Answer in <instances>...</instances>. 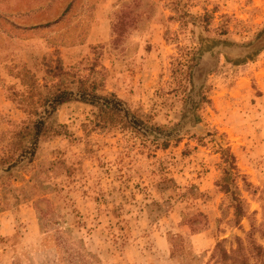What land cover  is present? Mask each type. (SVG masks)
Masks as SVG:
<instances>
[{
    "label": "rangeland",
    "instance_id": "1",
    "mask_svg": "<svg viewBox=\"0 0 264 264\" xmlns=\"http://www.w3.org/2000/svg\"><path fill=\"white\" fill-rule=\"evenodd\" d=\"M204 12L208 32L184 17ZM175 59L191 83L171 77ZM59 78L114 94L163 129L152 134L168 147L143 127L145 138L121 132L78 96L44 113L40 100ZM260 78L264 0H0V149L32 108L48 123L31 161L0 170V264H178L176 236L202 263L217 242L234 249L251 223L264 224ZM227 153L249 211L240 228L216 186Z\"/></svg>",
    "mask_w": 264,
    "mask_h": 264
},
{
    "label": "trees",
    "instance_id": "2",
    "mask_svg": "<svg viewBox=\"0 0 264 264\" xmlns=\"http://www.w3.org/2000/svg\"><path fill=\"white\" fill-rule=\"evenodd\" d=\"M188 18V23L202 26L205 32L209 31L212 15L209 12H204L201 16H194L190 14L184 15ZM226 31H219L218 36H224ZM187 51V50H186ZM188 52V51H187ZM194 53L193 55H195ZM194 58V57H193ZM177 60V59H175ZM176 66L171 69V77L175 78L178 74L183 75L185 80L190 82V73L185 75L184 70L181 68V59H178ZM61 70L58 66H55L52 72ZM55 76V74H53ZM75 81L76 87L71 89L70 82L73 85ZM89 83V84H87ZM181 84V85H180ZM179 88L182 92H187V86L181 81ZM73 90H75L76 95ZM73 96H78L79 102L90 105L97 109L98 116L102 120L108 122L110 119H114L111 123L117 125L118 129L123 131H134L141 134L143 138L146 137L144 133L138 129L143 127L153 137L152 142L156 146H160V149H166L169 144V140H160L152 134L156 132L162 134L160 127L147 126L141 119L137 118L133 114L131 115L129 110L126 109L124 103L117 99L114 94L111 93H99V86L95 83L88 82L87 80L78 78L77 80H71L66 84V79L59 78L47 93L40 100V107L43 108L44 113L51 115L55 109L61 104L68 103L75 100ZM50 109V111H47ZM46 110V111H45ZM29 117L27 123L23 122L19 131L15 134V140L7 147V149H0V170L3 173H10L21 162L32 160L35 155V150L38 142L43 138L47 127V118H41V114L37 108H32L26 113ZM131 115V120H128V116ZM108 117V118H107ZM96 121L94 127H101L107 125V123H100ZM103 124V125H101ZM101 125V126H99ZM161 141L160 145H158ZM224 153V152H223ZM234 156L227 153L223 157L224 163L228 166L229 171H224L220 181L216 184L220 191L230 196L232 212V222L234 227L240 228L242 219L248 218L249 211L248 206L241 195H239L231 185L234 184L235 162ZM11 193V191H9ZM14 192V191H12ZM254 215V212L252 213ZM200 218H205L202 215H198ZM208 224L203 223L201 227L190 228L192 235L199 234L207 229ZM181 236H176L170 241V258L176 260L178 264H202L199 260L188 258L184 253V243ZM225 240L217 242L213 248L209 260L205 264H264V224L260 223L255 226L253 223L250 225V230L246 233V238H235V248L230 251H226L223 248ZM89 257V255H86ZM91 264V263H88Z\"/></svg>",
    "mask_w": 264,
    "mask_h": 264
},
{
    "label": "crops",
    "instance_id": "3",
    "mask_svg": "<svg viewBox=\"0 0 264 264\" xmlns=\"http://www.w3.org/2000/svg\"><path fill=\"white\" fill-rule=\"evenodd\" d=\"M259 81H261V85H258V88H259L260 92H261V91L264 92V78H263V79L260 78ZM238 84H241V81H238V82L236 83V86H237ZM244 86H246V85H244ZM232 89H233V88H232ZM233 92H234V90L230 91L231 94H232ZM214 102H215L216 105H220V104H221V99H220L219 97H215ZM201 233H202V232H201ZM9 234H11V232H4V234H3L2 236H4V235H9ZM195 235H196V234H195ZM195 235L192 236V238H195V237H196ZM201 263H202V262H201ZM202 264H205V263H202Z\"/></svg>",
    "mask_w": 264,
    "mask_h": 264
}]
</instances>
